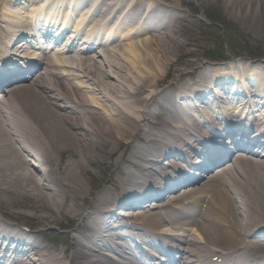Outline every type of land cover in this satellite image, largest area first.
I'll return each mask as SVG.
<instances>
[{
    "label": "bare ground",
    "instance_id": "bare-ground-1",
    "mask_svg": "<svg viewBox=\"0 0 264 264\" xmlns=\"http://www.w3.org/2000/svg\"><path fill=\"white\" fill-rule=\"evenodd\" d=\"M68 1L90 2L61 4ZM184 1L94 0L95 18L121 13L136 31H108L110 41L99 50L89 44L76 52L71 45L64 55L33 60L21 55L26 47L17 39L10 43L15 32L5 29L24 19L17 17L20 7L11 9L19 0H0V88L12 83L0 102V264H143L109 251L133 248L138 255L137 236L153 245L142 246L144 262L159 263L155 257L177 248L179 259L172 260L178 264H264V115L255 114L264 107V59L242 58L226 68L187 59L192 69L177 67L198 40L194 20L178 8ZM199 6L264 29V0H200ZM21 58L28 64L19 66ZM172 69L179 77L165 83ZM235 71L234 80L256 82L247 88L250 98L242 95L258 108L243 107L253 118L213 115L214 104L202 107L209 112L203 118L193 101L180 103ZM222 99L218 109L227 108ZM203 171V186L193 183ZM148 185L156 187L149 196L163 198L153 203L162 210L137 209ZM157 185L171 186L161 191ZM125 216L135 223L128 231ZM5 218L40 226L35 233L65 219L83 223L66 232L61 246ZM168 226L179 234L163 232Z\"/></svg>",
    "mask_w": 264,
    "mask_h": 264
},
{
    "label": "rangeland",
    "instance_id": "rangeland-1",
    "mask_svg": "<svg viewBox=\"0 0 264 264\" xmlns=\"http://www.w3.org/2000/svg\"><path fill=\"white\" fill-rule=\"evenodd\" d=\"M199 1L185 0L178 6L179 10L194 20L193 28L198 40L193 47L194 53L182 58L177 63V67H182L184 70L188 68L186 71L192 69L187 59L193 60V62L204 60L213 62L223 59L226 62H231L242 58L264 59V29L249 28L221 10L202 8L199 6ZM72 71L76 72V70ZM179 73L175 69L170 70L165 83L177 80ZM252 77L258 78L254 75ZM87 84L89 85V83ZM76 222L77 220L70 223L68 219H65L62 225L45 227V230L52 234V240H46L40 234L39 236L46 244L53 245L57 242L63 246L64 234L66 232L73 233V229L78 227ZM81 223L83 222L81 221Z\"/></svg>",
    "mask_w": 264,
    "mask_h": 264
}]
</instances>
